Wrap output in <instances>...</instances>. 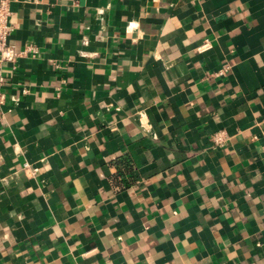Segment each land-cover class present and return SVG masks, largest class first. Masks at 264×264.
I'll list each match as a JSON object with an SVG mask.
<instances>
[{"label":"crops","instance_id":"0c3cea01","mask_svg":"<svg viewBox=\"0 0 264 264\" xmlns=\"http://www.w3.org/2000/svg\"><path fill=\"white\" fill-rule=\"evenodd\" d=\"M8 6L0 264H264V0Z\"/></svg>","mask_w":264,"mask_h":264},{"label":"built area","instance_id":"2783aa9c","mask_svg":"<svg viewBox=\"0 0 264 264\" xmlns=\"http://www.w3.org/2000/svg\"><path fill=\"white\" fill-rule=\"evenodd\" d=\"M9 0H0V62L2 60H8L13 61L16 55L23 53L24 51H33L31 48L23 49L16 51L12 48L11 45L7 44L6 42V36L10 30V26L8 24V17L10 14L9 10ZM207 41L204 40V42L201 44L206 45ZM225 71V67L222 66L216 70V73H222ZM3 98V92L0 90V101ZM212 139L213 141L220 143L224 139V132L222 129H217L212 132ZM24 166H27V161H23L22 163Z\"/></svg>","mask_w":264,"mask_h":264}]
</instances>
